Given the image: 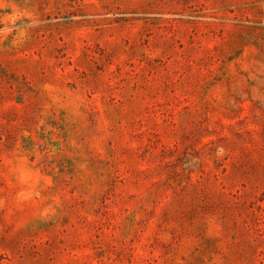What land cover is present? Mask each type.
Returning <instances> with one entry per match:
<instances>
[{"label": "rangeland", "instance_id": "rangeland-1", "mask_svg": "<svg viewBox=\"0 0 264 264\" xmlns=\"http://www.w3.org/2000/svg\"><path fill=\"white\" fill-rule=\"evenodd\" d=\"M0 264H264V0H0Z\"/></svg>", "mask_w": 264, "mask_h": 264}]
</instances>
